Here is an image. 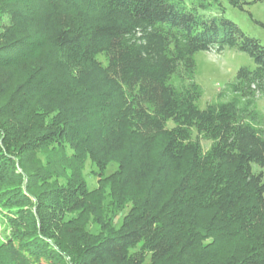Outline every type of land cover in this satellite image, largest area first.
Wrapping results in <instances>:
<instances>
[{
    "label": "trees",
    "instance_id": "16d2710c",
    "mask_svg": "<svg viewBox=\"0 0 264 264\" xmlns=\"http://www.w3.org/2000/svg\"><path fill=\"white\" fill-rule=\"evenodd\" d=\"M263 2L0 0V264H264Z\"/></svg>",
    "mask_w": 264,
    "mask_h": 264
},
{
    "label": "rangeland",
    "instance_id": "374dc122",
    "mask_svg": "<svg viewBox=\"0 0 264 264\" xmlns=\"http://www.w3.org/2000/svg\"><path fill=\"white\" fill-rule=\"evenodd\" d=\"M228 17L246 34L264 42V2L247 5L244 11L230 9ZM260 23V24H259ZM195 64V83L200 86L202 95L197 102L199 109H204L216 100L217 95L232 81L241 67L253 68L252 59L244 53L225 49L217 52H198L193 56ZM256 109L264 116V94L257 100ZM209 145V143H207ZM205 146V144H204ZM252 172H261L264 166H251ZM0 232L2 229L0 227Z\"/></svg>",
    "mask_w": 264,
    "mask_h": 264
}]
</instances>
